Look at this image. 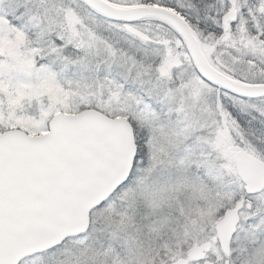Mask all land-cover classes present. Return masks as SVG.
<instances>
[{"label":"snow or ice","instance_id":"6c2138e0","mask_svg":"<svg viewBox=\"0 0 264 264\" xmlns=\"http://www.w3.org/2000/svg\"><path fill=\"white\" fill-rule=\"evenodd\" d=\"M0 264H264V0H0Z\"/></svg>","mask_w":264,"mask_h":264}]
</instances>
